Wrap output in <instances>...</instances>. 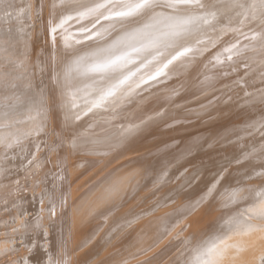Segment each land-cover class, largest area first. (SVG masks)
Listing matches in <instances>:
<instances>
[{
    "label": "bare ground",
    "instance_id": "6f19581e",
    "mask_svg": "<svg viewBox=\"0 0 264 264\" xmlns=\"http://www.w3.org/2000/svg\"><path fill=\"white\" fill-rule=\"evenodd\" d=\"M137 3L0 0V264H264V0Z\"/></svg>",
    "mask_w": 264,
    "mask_h": 264
},
{
    "label": "rangeland",
    "instance_id": "374dc122",
    "mask_svg": "<svg viewBox=\"0 0 264 264\" xmlns=\"http://www.w3.org/2000/svg\"><path fill=\"white\" fill-rule=\"evenodd\" d=\"M2 48L4 49L5 47H2ZM5 55H6V54H0V60H3V61L0 63V70L3 69V68H8L9 63H11V62H9V61L7 60V58L5 59V57H3V56H5ZM17 82H18L17 77H14L13 83H12V85H11L12 89H16V87H17ZM9 95H10V94H9ZM9 95H8V96H9ZM8 96L4 97L3 99H7ZM15 98H17V93L14 91V92H13L12 99H11V100H12V103H13V101H14Z\"/></svg>",
    "mask_w": 264,
    "mask_h": 264
},
{
    "label": "snow or ice",
    "instance_id": "6c2138e0",
    "mask_svg": "<svg viewBox=\"0 0 264 264\" xmlns=\"http://www.w3.org/2000/svg\"><path fill=\"white\" fill-rule=\"evenodd\" d=\"M177 3H186L187 0H176ZM150 0H141V3H137L133 6L130 7V10L128 13H119V15H128V14H131L133 11H138L140 9H143V8H147V7H150ZM172 6V5H170Z\"/></svg>",
    "mask_w": 264,
    "mask_h": 264
}]
</instances>
